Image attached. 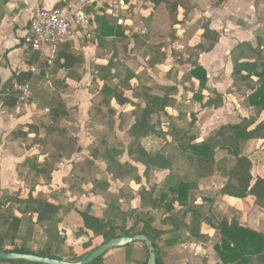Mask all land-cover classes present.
I'll return each mask as SVG.
<instances>
[{
	"label": "crops",
	"instance_id": "0c3cea01",
	"mask_svg": "<svg viewBox=\"0 0 264 264\" xmlns=\"http://www.w3.org/2000/svg\"><path fill=\"white\" fill-rule=\"evenodd\" d=\"M80 1L81 0H0V232L8 228V221L12 214L22 221L16 240L17 245H23L33 251H39L46 247L49 248L51 244H53L52 253L60 257H70L68 252L72 250L77 257H83L98 248L94 245L92 239L95 237L94 234L83 229L81 215L77 212V215L80 216V218H78V216H75V212L74 214L73 212L69 213L64 209L62 200H64L65 204V198L68 197L69 194L65 184L66 178L74 172L73 168L76 163L84 162L82 158L80 159V155L84 154V148L93 144L91 132L95 134L97 138L103 135L109 136V127L104 124L92 123V117L94 116L93 108L95 106L94 98L100 93L104 84V82L100 80L101 78L98 75L99 71H96V67L106 66L111 59L115 58L116 52H119L121 56L123 48L121 46L122 43H120L122 40L117 38L120 36L115 35L102 38L103 36H101L100 30L103 27H108V23L113 27L115 26V28L119 27L120 30L124 29L125 37H129V39H127L128 49H126V52L133 59L134 56L140 54V50L134 52V48H136V39L134 37H144L141 38L143 41L148 39V37H151V30L155 24L160 22L163 23L159 20V14L163 13L167 15L170 13L165 5L156 8L152 3L146 0H91L87 8V12L92 17L91 35L90 37H85L79 33H75L73 39L65 44H68V53L73 54L77 58V61L73 62L68 69H57L54 66L56 47H48L44 53L33 52L28 48L26 39L30 34V19L33 13L40 9H52L57 7L67 9L70 5L77 4ZM122 1L125 3L124 5L120 4ZM204 3L206 5V10L205 12H201L200 16L197 18L209 20L212 29L216 30L220 37L215 48L211 52L201 54L198 62L207 71L209 79L208 87L224 96V105L218 109L203 108L201 104L191 101L193 97L192 92L181 88V99L178 97L180 93L175 96L177 105L175 108L168 109V115L170 117H166L170 124L173 120L180 123V113H187L188 119H190L191 113L196 114L198 117L196 113L198 112L197 109L196 111L193 109L188 111L187 109L189 106H199V110L207 112L208 117V119L204 121V127L201 131H198L200 140L209 138L214 131L222 126L235 124L242 118L254 116L255 111L252 107H249L247 102V97L250 92L245 91L239 94L232 92L233 66L230 60V54L239 43H254L256 33L262 30L264 26V20L260 18L263 14V4L258 2V0H225L217 7H213L210 4L208 5L207 0H204ZM127 4L129 5V9L127 12H124V10H127ZM139 9L141 10L140 13L138 11ZM180 12H182V10H180ZM127 14H140V18L139 20L132 19V17L129 18ZM172 15L175 16L174 14ZM196 16L198 15L196 14ZM181 17L182 15L175 16L168 37H179L181 32L184 33L187 31L181 28V25L178 23ZM140 20L142 21V26L138 24ZM195 20L196 19L188 26L191 27L196 22ZM187 32L186 37L190 38L188 40V46L193 47L202 41L203 30H197L191 35H189L191 33L189 29ZM196 39L198 41H195ZM117 40L119 41L117 42ZM192 41H194V43H192ZM117 44L120 45V47H118ZM152 44L154 43L147 42V44H145L146 49H149ZM54 50L55 57L51 59L50 56ZM228 60H230L231 67L227 65ZM167 61L168 59L166 62ZM61 63H64L63 60ZM165 63L157 65L155 68H161ZM224 64L226 68L220 72L221 66ZM42 65L45 66L44 69L41 68ZM155 68H150L149 70L152 71ZM171 69L172 67L170 70ZM93 74L98 75L96 82H94ZM59 81L61 84H55V82ZM175 81L174 78L172 82L168 81L159 84L172 85ZM26 83L30 85L32 96L27 104H20L18 102L20 94L19 87ZM186 85L188 86V84ZM55 86L60 88L57 90L58 94L62 99L66 100L68 108L72 109L75 115V117H72L70 120L61 121L60 124L63 129L69 130L72 138L77 141L78 150L71 158L53 157V154L56 152L55 146H46L44 144L47 134L45 130L40 128L43 123L45 124L49 109L46 107L45 103L40 100L38 101L37 98L32 99L33 96L41 97L51 95L56 90ZM149 86L152 87V84ZM185 94L189 96L183 99L182 97ZM125 95L128 99L136 101L132 96V91H125ZM177 108H179V110ZM111 109L114 110V114L110 116L107 112L106 115L103 116L106 117L109 115L107 119L112 118L114 123L118 122L117 128H114L113 132V137H116L118 134L116 131H121L118 128L121 116L130 118L133 107L130 103L119 105L113 100L111 102ZM230 115H232V118L227 117ZM228 119L229 121H227ZM199 121L200 119L198 117L197 123ZM262 121H264V113L261 114L257 124ZM216 122L220 124L214 127L215 124H217ZM35 127L39 129L38 133L35 131ZM104 128L107 131H104ZM126 132H128V130ZM126 134L130 136L129 133ZM149 137L143 140L142 145L148 152H151L145 146V141H147ZM166 138L171 139V142L161 143L160 148L173 142L170 136L166 135ZM97 145H100V142L94 145L95 148ZM109 145H112L110 141ZM124 147L125 146L121 148L124 149ZM60 153H62V150H60ZM245 153L251 156L254 163L253 173L264 177V175L259 173L260 168H264V165L254 156L257 154L264 155V140L250 141L246 147ZM219 155L222 156L220 159L224 157V153H219ZM96 157L97 160L104 161L99 158V156ZM220 159L217 158V160ZM89 160L94 161L95 164V159ZM133 164L132 166L138 169L141 180L138 182L137 180L134 181V178L127 179H131L136 182L135 185H138L136 188L135 185L132 186L136 191L130 187L131 191L128 192H130L131 199L130 201L128 200L129 203L127 207L121 198V193H125V191H122L123 189L121 187L115 190L117 193L115 196L119 202L122 203L125 211L134 209L142 210L141 192L144 190L152 191L155 185H162L166 175L169 174V172H157L150 180H147V178L144 177V166L139 163L138 165ZM42 167L51 171L50 175L48 173H46V175L37 173V170H40ZM158 174L164 177L163 180L153 183L152 179ZM112 180L113 178H111L108 183H111ZM95 181L99 182V179H95ZM115 181L120 180L116 179ZM134 182L130 181V183ZM225 183L226 179L220 175H214L199 180L198 191L202 190V186L205 185L209 186V188H213H207L206 190H208V192L215 188L216 192L218 191L219 193L216 194L217 202L214 200L212 202V200L207 199V195L205 194L197 196L195 207L197 209H203L200 204L206 206L209 201L213 206H209V208H211L210 210H212L211 212L214 216V218L211 217L209 220L213 221L215 225H218V221L225 217L229 220H236L243 227L263 232L264 225L262 226V224H264V210L256 206L255 198L235 199L225 196L221 193ZM94 191L96 190L94 189ZM136 193L139 196L138 203L135 201ZM38 197H45L49 202L62 207L54 231H46L45 226L37 223V214L29 211L28 205H30V203L27 204V201H34ZM111 201L108 202L101 213H92L97 216L104 215ZM102 202L106 201L100 199L99 203L101 204ZM95 204L96 200L90 201L89 205L92 207V205ZM231 205L235 207L236 211L228 216L226 208H229ZM221 206L223 209L222 212H224L225 215H220L221 218L219 220L215 216H217L216 214H223L219 211L221 210ZM245 206H248L250 210H245ZM97 207L98 206H95L93 209ZM198 212L202 213L201 211ZM206 220L207 218L203 215L200 227V233L203 239L200 238L199 240L192 235L191 228L193 227L189 226L191 224V214H188L186 217L187 225L175 223L179 226V230L164 235L160 240V264H225L218 251L220 245L219 232L208 225ZM63 221L64 225L67 224L66 226L62 224ZM73 225L80 228V230L75 233L77 238L71 237V235H69L70 231L67 233L63 232L65 227L71 229ZM169 228L170 227L167 226V228L164 229L167 230ZM81 239L86 240V243L79 246L78 244L80 242L78 240ZM88 243H91V245L89 247L85 246ZM138 243L139 242L136 244L133 243V249L128 250V252H136L137 256L134 262L129 264H140L147 260V253ZM6 247L11 248L12 244L7 242ZM0 264L14 263L3 261L0 262Z\"/></svg>",
	"mask_w": 264,
	"mask_h": 264
},
{
	"label": "trees",
	"instance_id": "16d2710c",
	"mask_svg": "<svg viewBox=\"0 0 264 264\" xmlns=\"http://www.w3.org/2000/svg\"><path fill=\"white\" fill-rule=\"evenodd\" d=\"M146 1L152 3L156 8L165 5L166 9L175 16L182 15L181 20L178 21L181 28L187 31L189 29L191 31L189 35L197 30H203L202 41L193 47H187L189 55L185 60L182 55L174 52L176 57L180 56L179 64L189 65V69L182 74L180 71L175 72L176 81L172 85L157 83H153L152 87L144 84L132 85L130 81L136 77L132 73L122 79L118 75L119 61L122 55L118 56V52L106 66H97L96 71H99L98 75L104 84L100 93L94 98L92 123L104 124L113 128L112 118L107 119L109 115L103 116L107 112L110 116L114 114V110L111 109V102L115 100L119 105L130 103L133 107L132 115L130 118L121 116L119 123V128L123 130L127 128L130 135L129 155L137 156L139 164L145 168L144 177L147 180H150L157 172H169V174L166 175L162 185H155L152 191L144 190L141 192L142 210L125 211L122 203L118 200V203H111L102 216L93 214L90 205L86 210L81 211L80 215L83 220V229L93 233L95 237L101 238L103 242L101 246L110 240L121 237L146 236L152 242L157 256V264H160V240L164 235L179 230L177 223L187 225L186 217L188 214H191L189 226L193 227L191 228L192 235L198 240L203 239L200 233L203 215L193 208L194 201L192 200V195L198 191L199 180L220 175L226 179L225 186L221 191L223 195L235 199L253 197L256 206L264 210V177L253 173L254 163L251 156L245 153L250 141L264 140V121L257 124L261 114L264 113V26L262 30L256 33L254 43H239L230 54L233 66L232 92L238 94L245 91L250 92L247 102L249 107L254 109V116L242 118L235 124L222 126L214 131L209 138L200 140L199 132L195 130L198 121L196 114L191 113L190 119H188L187 113H180L179 120L187 121L188 126L183 129L172 125L171 130L166 133L159 131L160 124L155 122L154 116L170 117L168 109L176 107L175 96L181 92V88L192 92L191 101L201 104L203 108L218 109L224 105V96L208 87L207 71L198 62L201 54L211 52L215 48L220 35L212 29L210 21L207 19L200 18L191 27L188 26L195 19L198 11L205 12L204 0ZM224 1L207 0V3L217 7ZM258 2L263 4V14L260 18L264 20V0H258ZM187 31H185L186 34ZM100 32L102 38L120 36L117 37L122 40L120 43L125 44L126 42L125 48L128 49L127 39L129 37H125L124 29L120 30L119 27L115 28L108 23V27L101 28ZM76 33L82 35L79 28H77ZM134 38L136 42H139L143 41L141 38L144 37L135 36ZM146 41L147 39L144 40L143 44H147ZM186 43L188 44V42ZM135 46L134 52H138L140 47L137 43ZM55 47L57 50L54 66L57 69H68L73 62L77 61L73 54L68 53V44L59 43ZM155 47L159 46L152 44L147 50L150 53L147 56L150 68L164 64L167 60V55ZM62 60L64 63H61ZM41 68L44 69L45 66L42 65ZM98 75L93 74L94 82H96ZM57 83L61 84L60 81L55 82V84ZM55 89L54 93L49 96H33L32 99L37 98L38 101L45 103L49 109L45 124L43 123L40 128L45 130L47 134L44 144L56 146L53 157L71 158L72 153L78 150L77 141L72 138L69 130L63 129L60 124L61 121L70 120L75 115L73 110L68 108L66 100L58 94L57 90L60 88L55 86ZM125 91H132V96L136 101L128 99ZM35 131L38 133L39 129L35 127ZM166 135L170 136L173 142L164 145L155 152H148L142 145L143 140L149 136L166 137ZM98 138L101 140L100 145L96 146L98 154L96 153L95 156H101L99 158L109 164V171L114 173L113 178L118 179L121 175L126 177L125 174H129L134 175L131 177L139 182L141 178L138 169L130 163L122 164L119 160L125 154L124 149L109 145V136L103 135L98 136ZM71 146L76 149L70 151ZM59 149L62 150V153ZM219 153H224V157L217 160ZM84 163L87 167H94V161L88 159L76 163L73 170L85 173ZM37 173L50 175L51 171L42 167L37 170ZM93 183L98 184L97 181ZM28 203H30L28 205L29 211L37 214V223L45 226L46 231H54L62 207L49 202L45 197H38L34 201L28 200ZM8 223V228L0 232V251L2 252L78 262L94 251L78 258L60 257L53 254V244L49 248L33 251L16 243L22 221L11 214ZM206 223L219 232L220 245L218 251L225 264H264V231L259 232L243 227L236 220H229L225 217L218 221V225L209 219L206 220ZM167 226L170 228L164 229ZM7 242L12 244L11 248L6 247ZM138 244L148 255L147 260L140 264H148V248L143 243ZM90 245L91 243H88L85 246L89 247ZM133 246L134 244H130L126 248L133 249ZM105 256L106 254L92 264H103ZM0 262L3 261L0 260ZM12 263L28 264L23 262Z\"/></svg>",
	"mask_w": 264,
	"mask_h": 264
},
{
	"label": "rangeland",
	"instance_id": "374dc122",
	"mask_svg": "<svg viewBox=\"0 0 264 264\" xmlns=\"http://www.w3.org/2000/svg\"><path fill=\"white\" fill-rule=\"evenodd\" d=\"M135 7V6H134ZM127 10H124V12H127L129 9V5L127 4ZM140 13V9L138 10ZM198 16H196V20L200 18H197L200 16L201 11H198L196 13ZM129 18L132 17V19H138L140 18V14L137 15H129ZM163 13L159 14V20L162 21L163 23H158L155 24V26L153 27V29L151 30V37H148L147 42L149 43H154V44H158L157 46L159 47H155L156 49H160V51L162 53H165L167 55V59L168 61L165 63V65L161 68H155L154 70H149L150 68V62H149V58L147 59V56L150 55L148 48L146 49L145 47V43L143 44L144 41H139L136 42L139 47H140V54L137 56H134L133 59L128 55V53L126 52L125 48V44L123 45V50L121 53V58H120V63L118 66V75L122 77V79H124L125 77L128 76V74L132 73L134 76H136L134 79H132L130 82L133 84H144V85H154L153 83H166L168 81L172 82L174 81V77H175V72L178 73V71H180V73L182 74L183 72L185 73L187 69H189V65H181L179 64V57L175 56V53H178L179 55L183 56V59L185 60L188 55L189 52H187V47L188 44L186 42H188V38L186 37L187 34L184 32H181V34L179 35V37H168V34H170V28L173 25V20L175 19V16H173L171 13L164 15ZM135 17V18H134ZM139 25H143L142 21H138ZM143 30V27H142ZM195 41H198L197 39ZM190 43V42H189ZM192 43H194V41H192ZM121 45V46H122ZM161 45V46H160ZM175 52V53H174ZM174 53V55H173ZM119 55V52H118ZM132 55V54H131ZM131 59V60H128ZM227 65L229 67H231V63L230 60L227 61ZM172 67V70H170V68ZM221 71L225 70V64L223 66H221ZM169 69V70H168ZM182 93V92H181ZM181 93L178 95L179 99H181ZM186 96H189L187 94H185L182 98L185 99ZM141 102V101H140ZM190 107V106H189ZM188 107V111H191V109H193L194 111H196V109L198 110L197 115L200 119V121L196 124L195 126V130L196 131H201V129L204 127V121L205 119H208L207 117V112L204 111H200V107L199 106H194V107H190L189 109ZM179 110V108H177ZM132 111V110H131ZM173 111V110H172ZM171 111V112H172ZM130 113V112H129ZM173 113V112H172ZM223 115V114H222ZM223 117V116H222ZM228 118L231 117L227 116ZM154 120L155 122L160 124V128L159 131H163V132H168L171 130L172 125L174 126H178L181 127L183 129H185L188 125L186 124L187 121L183 120L180 123H177V121L173 120L170 124V122L168 121V119L164 116V115H155L154 116ZM229 121V119L227 120ZM217 124H215L214 127L218 126L220 123L216 122ZM113 128H110V130L108 131L109 134V141L110 143H112V145H114L115 147H124V151L125 154L122 155L119 160L122 164L124 163H130L131 165H138V158L137 156H130L128 153V145L130 142V136H128L126 133L127 128L126 129H119L121 131H116L118 134L116 137H113V132H114V128H117L118 122L113 124ZM185 127V128H184ZM105 129V128H104ZM104 131H107L106 129ZM116 135V134H114ZM91 140L92 143L91 145H89L88 147L84 148V154L80 155V159L82 158L83 161H86L88 159H95V164L94 167H87L86 163H84V169H85V173L83 172H78L77 170L74 171L69 177L66 178L65 180V184L66 187L68 189V197L65 198L66 203L64 204V200H62L63 202V207L64 209H66L69 213L75 212V216L77 217V212L80 214L81 210H86L88 208V205L90 204V201H95L96 200V204L92 205L91 211L99 214L101 213L105 208V206L108 204V202L111 201V203H118V199L116 198L115 195H117L116 191L117 189H119L120 187L123 189L122 191H125V193H121L122 195V201L123 203H125V206H128V200L130 201V187L133 188L132 186L136 184V179L134 177V175H129V174H125L126 177H124V175H121L120 178H118V180L120 181H115L116 179H114V173L109 171V164L106 161H99L97 160L95 154L97 153V149L95 148L94 145L98 144L100 142L101 139L97 138V136H95V134H93L91 132ZM90 140V141H91ZM164 142H171V139H168L166 137L164 138H159L156 136H150L147 141H145V146L149 151H154L155 149L160 148L161 143ZM127 147V148H126ZM56 148V146H55ZM76 148L74 146H71V148H69L70 151L75 150ZM76 153V152H75ZM75 153H72V155H74ZM98 154V153H97ZM99 156V155H98ZM255 158L259 161H261V163H263L264 165V155H254ZM101 157V156H99ZM222 156L218 155V159H220ZM119 170V168H117ZM92 171L94 172L92 174ZM261 175H264V168H260L259 170ZM128 177L134 178L132 181L131 179L127 180ZM111 178H113L111 183L110 182ZM163 176L161 174H158L156 177H154L152 179L153 183L155 182H159L161 180H163ZM95 179H99V182H97L98 184L96 185V183H93L95 181ZM134 182V183H130ZM148 184V183H147ZM146 184V185H147ZM149 185V184H148ZM110 186V187H109ZM109 187V188H108ZM138 187V185H135V188ZM149 187V186H148ZM202 190H199L198 192H195L192 195V200L194 201L193 203V208L201 211L207 219H210L211 217L214 218L213 214H212V210H210L211 208H209V206L213 207L211 205V203L208 201V203L206 204V206H203V204L201 205V208L203 209H197L195 207L196 203V197L197 196H202V194L207 195V199H210L217 202V198H216V194H218L219 192L215 190H210L208 192V189H213V188H209V186H202ZM94 189L96 191H94ZM134 189V188H133ZM135 190V189H134ZM152 190V189H151ZM136 191V190H135ZM41 195V194H40ZM219 196V195H217ZM102 199L106 202H102L101 204L99 203V200ZM139 200V196L137 195V193L135 194V201L136 203H138L137 201ZM251 204V203H250ZM95 206H98L97 208H94ZM126 209V208H125ZM218 209V208H216ZM228 211V216L231 215V213L235 212L236 209L235 207L232 205L229 208H226ZM245 210H250V208L248 206L244 207ZM221 213L223 214H216L219 220L221 218L220 215L224 216V212L221 206ZM218 211V212H219ZM78 218H80V216H78ZM79 223V220H78ZM62 224L64 225V221L62 222ZM67 224H65L64 226H66ZM264 224H262L263 226ZM80 228L73 225L71 227V229L65 227V229L63 230L64 233L69 232V235H71V237H76V232L79 231ZM93 242L94 245L96 247H100L101 244L103 243L102 240L99 237H93ZM80 243L78 244L79 246H82V244L86 243V240H78ZM136 244V243H135ZM128 248L125 247H121V248H115L110 250L109 252L106 253L105 256V260H104V264H129V263H133L136 256V252H128ZM70 254V257L73 258H78L73 250L68 252ZM256 262V261H255Z\"/></svg>",
	"mask_w": 264,
	"mask_h": 264
},
{
	"label": "built area",
	"instance_id": "2783aa9c",
	"mask_svg": "<svg viewBox=\"0 0 264 264\" xmlns=\"http://www.w3.org/2000/svg\"><path fill=\"white\" fill-rule=\"evenodd\" d=\"M91 0H81L67 9H40L33 13L26 39L28 48L33 52L44 53L48 47L59 43H67L73 39L77 28L82 36L90 37L92 17L87 12ZM121 5L125 3L120 2ZM55 57V50L50 58ZM18 102L27 104L31 99V89L28 83L19 87Z\"/></svg>",
	"mask_w": 264,
	"mask_h": 264
},
{
	"label": "water",
	"instance_id": "95a60500",
	"mask_svg": "<svg viewBox=\"0 0 264 264\" xmlns=\"http://www.w3.org/2000/svg\"><path fill=\"white\" fill-rule=\"evenodd\" d=\"M143 243L146 245L149 251V261L148 264H157V256L155 253V248L152 242L143 235H136L133 237H121L117 239L110 240L109 242L103 244L98 249L94 250L89 256L83 258L78 262H68L59 259H51L48 257H39L30 254H20L12 252H2L0 251V260L5 262H23L28 264H92L94 261L105 255L112 249L121 248L128 246L133 243Z\"/></svg>",
	"mask_w": 264,
	"mask_h": 264
}]
</instances>
